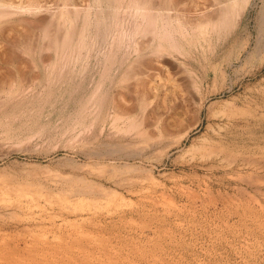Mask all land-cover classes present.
Listing matches in <instances>:
<instances>
[{"label":"rangeland","instance_id":"1","mask_svg":"<svg viewBox=\"0 0 264 264\" xmlns=\"http://www.w3.org/2000/svg\"><path fill=\"white\" fill-rule=\"evenodd\" d=\"M261 2L239 32L184 47L196 90L189 105L162 94L161 113L181 119L165 147L146 148L138 129L107 117L128 39L108 47V63L92 54L68 67L63 85L58 69L52 85L0 100V264H264V50L228 67L246 43L256 50ZM119 18L129 37L133 22ZM68 151L81 154L74 169Z\"/></svg>","mask_w":264,"mask_h":264},{"label":"bare ground","instance_id":"2","mask_svg":"<svg viewBox=\"0 0 264 264\" xmlns=\"http://www.w3.org/2000/svg\"><path fill=\"white\" fill-rule=\"evenodd\" d=\"M51 1L54 5H51L49 0H0V100L17 98L23 92L43 86L44 81L47 85H52L55 80L54 73L56 71L58 73V69H60L58 78H61L60 81L65 80L68 67L73 66L76 70L78 65L83 60H89L92 54L96 57L104 56L105 60H108L112 54V52L110 55L107 53L108 47L113 49L119 43L121 46L119 48H122V44L128 39L129 42L125 45L126 50L121 51L125 52L124 56H126L125 70L123 69V72L120 70L122 73L117 77L116 83L113 81L119 86L120 91L119 89L116 91V96L112 94V98H116H114L111 113L107 117L112 118V124L118 125L123 122V127L126 126L125 131L138 129V143L141 142L148 149H155V147L158 149V147H165L177 123L180 125L178 121L181 122L180 114L177 112L161 113L160 98L163 96L165 98L164 94H167L174 101L179 98L183 104L188 103L189 105V101L193 100L195 94L196 88H194L192 74L184 66L186 63L183 64L180 60V57H185L184 53L188 51L184 50V47L188 46L193 50L197 41L206 40L215 33L224 36L233 30L239 32L242 28L240 26L243 22V15L254 0H211V3L207 5L204 1L202 6L203 1L201 0H199L200 4L195 2L194 6L193 0H89V2L58 0L57 3V0ZM259 1H262V5L260 14L257 16L259 25L257 26L256 50L249 53L248 48L251 43H246V46L238 50L234 60L229 62L228 67L232 65L237 67L238 71L239 68H246L252 62L253 56L258 55L259 50H264V0ZM119 17L128 18L133 22L131 23L134 27V29L132 27L133 33L131 32L129 37H127L129 31L126 34V31L119 26V20H121ZM113 60H115L114 57ZM116 64H118L117 61ZM257 68L255 67V70ZM75 73H72V76ZM253 73L254 71H247L246 74L252 76ZM80 81L82 84V80ZM238 83L240 80H237L233 87ZM97 86L99 87V84ZM180 89L184 94L179 93ZM26 95L24 94V97ZM230 122L236 124L234 121ZM113 127L116 130L117 126L113 125ZM116 131L119 133L121 130ZM222 153L221 150L217 156L222 157ZM80 157L81 154L78 151H68L63 158V165L74 169L80 165ZM58 172L56 176L59 180L72 185L76 183L70 178V172L60 169Z\"/></svg>","mask_w":264,"mask_h":264}]
</instances>
